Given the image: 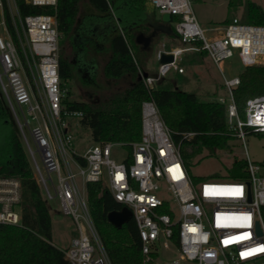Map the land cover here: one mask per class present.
Segmentation results:
<instances>
[{
	"label": "built area",
	"instance_id": "built-area-1",
	"mask_svg": "<svg viewBox=\"0 0 264 264\" xmlns=\"http://www.w3.org/2000/svg\"><path fill=\"white\" fill-rule=\"evenodd\" d=\"M25 1L35 7L55 9L57 5V0ZM145 1L160 16L169 14L171 34L204 52L221 74L222 64L234 55L244 68L264 60V25L233 18L223 26L204 28L189 0ZM5 7L20 52L7 30ZM0 27V94L22 140L41 198L45 203L57 200L62 214L75 225L76 236L62 249L70 264H111L89 212L88 183L105 188L118 206L114 211L125 208L130 212L128 222L133 223L140 242L141 264H264V175L260 164L251 162L246 154V177L226 175L195 182L151 98L141 103L137 140L89 144L78 150L69 123L84 114L64 103L68 91L59 78L55 15L22 18L15 0H0ZM183 53L178 47L156 52L155 74L141 75L149 95L171 73H183ZM162 55L171 56L172 61L160 63ZM223 79L227 96L218 102L225 106L227 131L243 143L249 133L261 134L264 142V96L247 99L240 118L232 98L239 78L223 75ZM112 146L126 148L122 161L110 157ZM20 192L19 180L0 178L1 225L21 227Z\"/></svg>",
	"mask_w": 264,
	"mask_h": 264
},
{
	"label": "trees",
	"instance_id": "trees-1",
	"mask_svg": "<svg viewBox=\"0 0 264 264\" xmlns=\"http://www.w3.org/2000/svg\"><path fill=\"white\" fill-rule=\"evenodd\" d=\"M20 16L53 14L59 34V78L61 86L72 80V64L63 53L66 40L75 43L100 44L108 42L111 56L104 66L108 78L119 79L129 75L132 84L122 92L99 104H87L65 99L68 109L84 115H127L138 119L140 134V108L145 100L152 99L169 129L172 141L188 172V160L206 151L213 155L225 149L234 139L226 128L225 106L219 102H202L196 94L177 90L159 81L149 95L139 74L138 45L130 34L144 19L142 0H87L93 13L79 16L80 0H57L55 9L35 7L25 0H15ZM244 15L248 24L264 25V10L250 4ZM252 8V9H251ZM7 30L18 50L19 45L7 8H4ZM231 20H224L228 24ZM121 33L114 34L117 25ZM20 52V50H19ZM22 56V54H21ZM22 58V57H21ZM239 84L232 90V98L240 118L244 117L245 102L249 98L264 96V66H248L238 75ZM68 95V94H67ZM191 137H184L186 134ZM139 137V136H138ZM138 139V138H137ZM136 139V140H137ZM244 160H235L228 169V177H246ZM0 178H14L21 186V227L0 224V264H70L62 250L51 244L52 223L40 190L33 178L22 140L10 117L7 105L0 94ZM195 182L197 179H193ZM89 194V212L102 246L111 264H141L140 242L132 222L117 227L107 221V213L118 206L106 195L100 183L86 184Z\"/></svg>",
	"mask_w": 264,
	"mask_h": 264
},
{
	"label": "rangeland",
	"instance_id": "rangeland-1",
	"mask_svg": "<svg viewBox=\"0 0 264 264\" xmlns=\"http://www.w3.org/2000/svg\"><path fill=\"white\" fill-rule=\"evenodd\" d=\"M189 1L196 20L204 28L223 26L224 20L229 21L233 18L244 23V15L250 9V4L264 10V0ZM79 9V16L94 12L87 0H80ZM155 12L154 17L159 22L158 10L156 9ZM146 25V21H144L137 27L134 26L128 29L131 35L136 37L143 34L142 37L146 39L145 41L140 40L138 43L137 60L141 70L139 78H141V75H154L158 66L155 59L158 50L178 47L184 50L180 61L183 73L180 75L171 73L169 78L161 81L170 85L171 88L175 87L177 90L196 94L202 102H218L219 98L227 96L223 75L225 78H231L238 76L244 69L236 55L222 64L223 74H221L204 52L193 49L195 47L193 44H183L174 33L167 36L157 30L152 34L151 31L146 29ZM121 31L120 26L117 25L114 34H119ZM62 56L72 64V80L64 85V88L68 91L66 96L70 100L96 105L122 92L132 84L129 75L119 79L105 76L104 66L111 56L108 42H101L100 44L87 42L81 45V43H75L73 39H69L64 42ZM257 65L264 66V60H260ZM11 120L16 131H18L12 117ZM32 125L30 121L29 127ZM138 125V119H131L127 115L102 117L97 114H90L71 121L69 131L75 138L74 145L78 150H81L89 144L134 141L139 136ZM25 135L33 147L27 128H25ZM246 154L251 162L262 166L261 173L264 175V142L262 135L256 133L247 134L244 143L238 138L230 140L225 149L216 150L213 155H208L205 150L202 151L201 154L188 160V174L192 179H197L196 181L225 178L233 162L235 160H246ZM125 156L126 148L111 147L110 157L116 162L122 161ZM45 204L52 223L51 244L60 250L65 249L69 240L77 234L75 225L70 217L62 214L57 200ZM262 216L264 219V209L262 210Z\"/></svg>",
	"mask_w": 264,
	"mask_h": 264
},
{
	"label": "water",
	"instance_id": "water-1",
	"mask_svg": "<svg viewBox=\"0 0 264 264\" xmlns=\"http://www.w3.org/2000/svg\"><path fill=\"white\" fill-rule=\"evenodd\" d=\"M147 4L150 6L152 10L154 9L152 3L147 1ZM170 20H171V17L169 14H162L160 16L159 22L163 25H167V23H169ZM166 33L171 34V30H168ZM140 38H141L140 36L136 38L137 43L140 42ZM171 61H172L171 56H168V55L161 56L160 63H167ZM129 218H130V212L125 208L122 209L121 211H110L107 213V221L117 227L123 225L124 223H127ZM256 232L257 234L261 233L258 223L256 224Z\"/></svg>",
	"mask_w": 264,
	"mask_h": 264
},
{
	"label": "flooded vegetation",
	"instance_id": "flooded-vegetation-1",
	"mask_svg": "<svg viewBox=\"0 0 264 264\" xmlns=\"http://www.w3.org/2000/svg\"><path fill=\"white\" fill-rule=\"evenodd\" d=\"M154 17V15H153ZM155 18V17H154ZM146 21V29H148L149 31H151L152 34H154L157 30L161 31V32H166L168 29L167 25H163L158 21H150L149 19L145 18L144 19Z\"/></svg>",
	"mask_w": 264,
	"mask_h": 264
},
{
	"label": "crops",
	"instance_id": "crops-1",
	"mask_svg": "<svg viewBox=\"0 0 264 264\" xmlns=\"http://www.w3.org/2000/svg\"><path fill=\"white\" fill-rule=\"evenodd\" d=\"M143 2H144V5H145V8H146V10H145V15H146V16L144 17V19L147 18V19H149L150 21H154V20L157 21V20L153 17L154 12H155V9L152 10V9L150 8V6L147 4V1H143ZM155 13H156V12H155ZM144 19H143L142 23L145 21ZM167 31H168V30H167ZM167 31H166V32H167ZM166 32H163V33L166 34L167 36H170V34H167ZM142 35H143V34H142ZM142 35H140V37H141L140 40H145V39L142 37ZM137 37H139V35L136 36V38H137ZM135 42H136V39H135ZM136 44L139 45L137 42H136ZM138 48H139V46H138ZM138 51H139V49H138ZM154 74H155V73H154ZM173 74H175V75H180V74H177V73H173ZM169 77H170V75H169L168 77L164 78V79H167V78H169Z\"/></svg>",
	"mask_w": 264,
	"mask_h": 264
}]
</instances>
